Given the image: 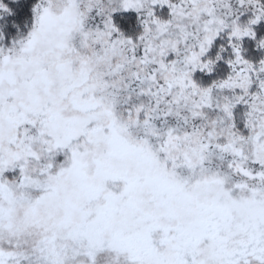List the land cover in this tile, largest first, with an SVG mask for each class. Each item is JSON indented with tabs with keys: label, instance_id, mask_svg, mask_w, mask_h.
I'll use <instances>...</instances> for the list:
<instances>
[{
	"label": "snow or ice",
	"instance_id": "6c2138e0",
	"mask_svg": "<svg viewBox=\"0 0 264 264\" xmlns=\"http://www.w3.org/2000/svg\"><path fill=\"white\" fill-rule=\"evenodd\" d=\"M0 264H264V0H0Z\"/></svg>",
	"mask_w": 264,
	"mask_h": 264
}]
</instances>
